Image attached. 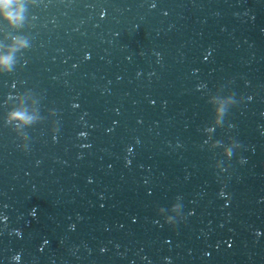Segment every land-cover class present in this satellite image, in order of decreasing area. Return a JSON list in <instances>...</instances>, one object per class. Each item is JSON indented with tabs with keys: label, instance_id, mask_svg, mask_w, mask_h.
Returning a JSON list of instances; mask_svg holds the SVG:
<instances>
[{
	"label": "water",
	"instance_id": "1",
	"mask_svg": "<svg viewBox=\"0 0 264 264\" xmlns=\"http://www.w3.org/2000/svg\"><path fill=\"white\" fill-rule=\"evenodd\" d=\"M24 2L0 22V54L27 41L0 73V264H264V0Z\"/></svg>",
	"mask_w": 264,
	"mask_h": 264
},
{
	"label": "clouds",
	"instance_id": "2",
	"mask_svg": "<svg viewBox=\"0 0 264 264\" xmlns=\"http://www.w3.org/2000/svg\"><path fill=\"white\" fill-rule=\"evenodd\" d=\"M25 12L26 7L24 0H0V22L8 24L12 27H18L25 19ZM26 46L27 41L23 40L22 38L14 37L12 39V43L9 48L5 49L3 54H0V73H7L11 70V67L14 63V58L10 53L22 49ZM248 99L250 100L251 97H248ZM213 103L216 102L213 101ZM229 103H231L230 100H224L220 103V106L216 108V118L212 120L213 125H217L220 123L221 118L226 111L225 106ZM14 119L19 118L13 112H10L5 116L6 122L12 121ZM30 121L31 117L25 116L21 123H28ZM232 127L233 125L229 124V128ZM211 131V128L206 129V132ZM81 135H83V133H81ZM203 143L207 145L209 149H214L219 145V142H213L210 140V138L205 139ZM240 147L241 145L239 142H234L231 137H229L227 145L221 152V156L224 158V160L229 161L233 158V155L235 153L234 149H238ZM240 163H244V160H241ZM212 167L217 171L218 174L225 173L227 171V166L221 167L219 162H214ZM220 195L224 196L223 190H221ZM156 214L162 218L164 224H167L169 226H175L176 223L184 219V213L183 211H181V205L177 204L176 202L171 203V205L167 207L166 211L164 209L158 208L156 210ZM188 215H191V213L189 212ZM4 219H6V217L0 216V221ZM17 235H19V233H17ZM101 251H103V249H101ZM12 260H19V255L13 256Z\"/></svg>",
	"mask_w": 264,
	"mask_h": 264
}]
</instances>
